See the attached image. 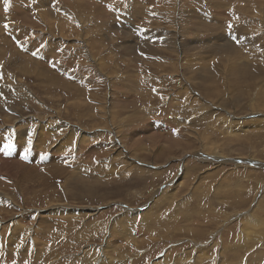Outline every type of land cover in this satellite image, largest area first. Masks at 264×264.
Masks as SVG:
<instances>
[{"label":"rangeland","instance_id":"obj_1","mask_svg":"<svg viewBox=\"0 0 264 264\" xmlns=\"http://www.w3.org/2000/svg\"><path fill=\"white\" fill-rule=\"evenodd\" d=\"M263 74L264 0H0V264H264Z\"/></svg>","mask_w":264,"mask_h":264},{"label":"bare ground","instance_id":"obj_2","mask_svg":"<svg viewBox=\"0 0 264 264\" xmlns=\"http://www.w3.org/2000/svg\"><path fill=\"white\" fill-rule=\"evenodd\" d=\"M256 76H260V75H262V72H261V70H258V72L255 74ZM264 75V74H263ZM166 79V78H165ZM243 79L244 80H246V79H248L249 81H251L252 79H251V77L248 75V74H246V75H244V77H243ZM254 80V79H253ZM168 81V80H167ZM245 82V81H244ZM198 87H201L202 88V95L203 96H205L206 98H208L207 96L209 95V93H207L206 92V90L203 88V86L200 84V83H198V85H197ZM107 109L111 112L112 111V107H110V105H108L107 106ZM119 113H118V111H116V114H115V116L116 115H118ZM113 117V124H115V123H117V119H116V117ZM184 122H186V121H183V123ZM177 125H182V121L181 120H179V122L177 121V123H176ZM124 129H125V127H123ZM122 128H119V129H117V132L119 133V135H120V138L121 137H123V134L121 133V130ZM228 129H230V128H228ZM127 132V131H126ZM125 134H127V133H125ZM99 136H102V138H103V136H104V134L103 133H99L98 134ZM44 137H42V141H45L44 139H43ZM122 140L124 139V137L123 138H121ZM121 140V141H122ZM95 143V142H94ZM122 143V142H121ZM91 145L92 146H94L93 145V143H91ZM99 145H101V146H99ZM121 146H118V145H114V143L113 142H110V143H105V142H103V144H102V141H101V143H99V144H97V146H95L94 148H102L100 151H101V154H105L107 157V159L108 160H110L111 162H113L114 163V160L116 161V163L117 164H120V160L119 159H115V157L113 156H111V155H109V150H108V148H110V150H111V152H112V154H113V152H118V151H120L122 148L124 149L125 148V146H126V144H120ZM87 146H89V144L87 145ZM213 148V145H211L210 146V150ZM90 149V148H89ZM126 149V148H125ZM136 149L137 150H135L134 152H132L133 154H131V156L132 157H134V158H138V157H140V156H142L143 154H142V151H141V148L139 147V145L137 144L136 145ZM139 149V150H138ZM110 152V153H111ZM140 153V154H136V153ZM125 164V163H124ZM127 166V165H126ZM125 166V167H126ZM131 168H130V167ZM192 167H195V168H197L198 166L197 165H195V166H192ZM191 167V168H192ZM122 168H124V167H122ZM128 168H130V169H128L129 171H127L128 172V174L129 173H131L133 170H134V166H131V165H128ZM185 172L186 173H188V170H187V168H185ZM156 176V177H155ZM155 176H152V178L154 179V180H157V178H159V177H161L160 175H155ZM152 178H148V180H146V181H152V182H154L153 180H151ZM163 180H165V179H163ZM141 182H143V181H141ZM257 214V212H255V213H253V215H252V217H254V215H256ZM255 218V217H254ZM118 221H120V220H118ZM261 220H259L258 222H260ZM126 226V225H125ZM259 226V225H258ZM260 226H262V225H260ZM203 256L204 255H202V256H198L199 258V262H201V261H204L205 259L203 258ZM167 260V259H166ZM165 260V261H166ZM169 260V259H168ZM207 261V260H206ZM208 262V261H207ZM205 263V262H204ZM203 263V264H204ZM198 264V263H197ZM202 264V263H201Z\"/></svg>","mask_w":264,"mask_h":264}]
</instances>
